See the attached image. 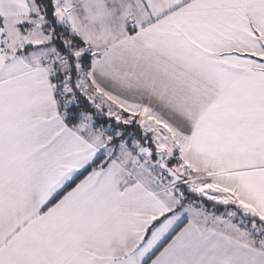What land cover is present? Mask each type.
<instances>
[{
	"label": "snow or ice",
	"instance_id": "obj_1",
	"mask_svg": "<svg viewBox=\"0 0 264 264\" xmlns=\"http://www.w3.org/2000/svg\"><path fill=\"white\" fill-rule=\"evenodd\" d=\"M0 264H264V0H0Z\"/></svg>",
	"mask_w": 264,
	"mask_h": 264
}]
</instances>
